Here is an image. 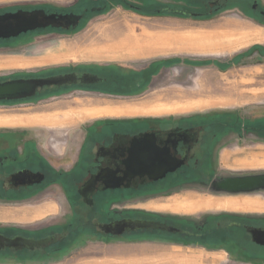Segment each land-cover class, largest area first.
<instances>
[{
	"label": "flooded vegetation",
	"instance_id": "af4514ba",
	"mask_svg": "<svg viewBox=\"0 0 264 264\" xmlns=\"http://www.w3.org/2000/svg\"><path fill=\"white\" fill-rule=\"evenodd\" d=\"M118 4L142 15L151 16L150 13L155 12V15L195 20H207L220 12L231 11L245 21L264 25V0H0V19L6 15L33 12L54 17L47 26L0 36V48L13 51L18 48L11 44L21 40L38 41L40 37H56L53 34L57 33H60L58 37L66 36L91 19V14ZM11 20V23H0L1 32L14 23ZM230 23L210 22L203 27L228 26ZM142 70L143 67L133 65L117 68L108 63H90L2 77L0 81L69 75L73 81L38 86L31 94L20 98L0 99V106L36 108L45 102H49L46 106H60L56 99L62 92L70 94L72 100L75 95L86 97L87 92L94 96L97 104L102 102V99L97 100L99 96H126L124 91L117 90L141 86L142 81H138L136 75ZM83 76L98 78L84 82ZM106 99L118 102L122 98ZM58 109L62 108L16 112L15 115L53 113ZM63 116L58 119L71 120L69 115L67 119ZM233 138L237 141L249 139L252 143L246 147H255L256 151L251 152L250 159L244 158L247 155L240 151L232 161L264 160V151H258L264 144V117L254 120L241 114L225 118L87 116L77 124L65 127H0L1 199L20 204L33 202L31 206L38 208L36 216L51 207L58 209L30 221L1 225L0 260L35 263L49 258L51 252L60 250L79 233H85L107 242L118 238L150 240L169 247L222 242V248L237 252L229 253L228 264L238 260L243 264H264V212L208 213L196 219L158 208L187 192L184 189L191 191L207 186L213 192L247 194L217 196L220 198L264 197L261 193L264 186L240 191L225 189L238 181L242 184L250 182L253 186L264 184V172H242L234 168L218 171L216 156L221 146ZM254 190L259 193H252ZM33 210H26L25 216L32 218ZM133 221L152 224L138 228L132 226ZM154 224H167L184 231L174 233ZM252 229H259L260 233L254 237ZM6 238H20L21 243L6 246ZM237 255L242 258L237 259Z\"/></svg>",
	"mask_w": 264,
	"mask_h": 264
},
{
	"label": "rangeland",
	"instance_id": "374dc122",
	"mask_svg": "<svg viewBox=\"0 0 264 264\" xmlns=\"http://www.w3.org/2000/svg\"><path fill=\"white\" fill-rule=\"evenodd\" d=\"M150 15L139 14L118 4L103 12L91 14V19L84 21L80 27L66 36L58 37L60 33H57L53 34L56 37H40L41 39L38 41L21 40L11 44L18 48L13 51H5L0 48V78L90 63H108L117 68H126L132 65L138 68L143 67V72L136 75L137 80L142 81V85L126 88L127 91H124L128 94L126 96L121 94L102 95L97 97V100L102 99V102L95 104L94 96H89L87 92H85L86 97L75 95L76 98L73 100L70 94L62 92L59 94L60 96H57L59 99H56V104H60V106H46L49 102L40 104L36 108L7 109L9 106H0V126L42 125L49 128L59 125L65 127L75 125L87 116L160 115L184 117L199 115L225 118L228 115L239 116L241 114L254 120L264 117V29L257 28L253 24L262 27L264 25L245 21L231 11L220 12L207 20L155 15V12ZM210 22L231 23L228 26L220 27L226 31L216 30L213 32L208 29L214 27H203ZM246 22L248 25H245ZM161 25L174 28L177 31L198 34L225 32L233 38L227 40L225 37H221V42L214 43L212 41L210 49H208V43H205L200 45L202 48L190 52H183V49L156 52L154 50L173 45L171 39L173 34L165 33L161 36L155 32L149 35L143 28ZM131 31L140 35H125ZM113 33L118 38L120 37L118 42L123 45L134 43L132 46H128L133 47L137 44L138 47L134 50L139 52L137 55L145 52L158 55L126 59L91 56L90 53L101 48L100 43L105 42V35ZM250 33H259V36L250 39L252 37ZM116 36L109 37L116 38ZM230 44L231 46H228ZM149 46L152 47L149 48ZM127 53L128 56H132L133 50ZM83 90L81 89V91ZM113 97L122 99L118 102L106 99H113ZM50 101L52 100L50 99ZM61 104L64 105L61 106ZM56 108L62 109L53 113L15 115L16 112ZM67 114L71 118L70 121L58 119V116L62 117L63 115L67 119ZM231 140L221 146L220 153L216 156V167L219 172L231 171L229 168L242 172H264V160L251 163L249 161H232L233 156H236L240 151L247 155L244 158L250 159L251 152H255L256 149L255 147H246L252 143L249 139L237 141L233 138ZM258 151H264V144L258 148ZM197 190L194 188L191 191L184 189L187 192H184L180 197L176 196V199L171 198L175 202L168 203L170 205H166L164 211L182 213L194 216L196 219L197 216L208 213L215 215L214 213L264 212L263 196L238 197L245 198L247 205L244 209L228 208L202 211L201 203L189 205L184 209L179 207L181 205L177 206L176 202L189 201L198 197L247 195L242 192L238 194L223 191L213 192L208 186L205 189ZM252 193H259V191L254 190ZM261 193H264V188ZM32 203L20 204L2 200L0 191V226L16 223L18 220L30 221L44 216L50 210H58L57 207H51L36 216L38 208L34 209L31 206ZM28 209H34L32 218L25 216ZM222 246V242H209L203 246L169 247L158 241H128L121 238L107 242L86 236L85 233H79L60 250L51 252L50 257L44 260L35 263H10L0 260V264H228L227 260L230 254L234 255L237 252L233 250L229 252ZM241 258L237 255V259ZM238 261L234 264H243Z\"/></svg>",
	"mask_w": 264,
	"mask_h": 264
},
{
	"label": "water",
	"instance_id": "95a60500",
	"mask_svg": "<svg viewBox=\"0 0 264 264\" xmlns=\"http://www.w3.org/2000/svg\"><path fill=\"white\" fill-rule=\"evenodd\" d=\"M51 18H54L51 15H47L45 13L33 12V13H17L14 15H6L0 19V23H9L12 22L11 19L14 20V23L9 24L6 27V30L1 32L0 36H10L14 34H19L22 31H26L28 29H35L40 26H47L50 23ZM60 24V22H59ZM98 77H87L83 76L82 79L84 82H91L92 80H97ZM70 82L73 81L69 75H64L61 77H50V78H21V79H11L6 81H0V99L6 98H20L31 94L38 86H43L46 84L53 83H62V82ZM164 173V171H163ZM264 186V184H257L253 186L250 182H246L242 184L241 181L233 183L230 187H227L228 191H240L241 189H251L253 187ZM152 223L146 221H133V227H149ZM135 225V226H134ZM155 227H159L163 230H168L171 232H182L184 231L181 228L167 225V224H154ZM260 233L259 229H252V234L256 237ZM20 238H6L4 243L6 246H14L20 242ZM37 243H41V241H36ZM1 243V237H0Z\"/></svg>",
	"mask_w": 264,
	"mask_h": 264
},
{
	"label": "crops",
	"instance_id": "0c3cea01",
	"mask_svg": "<svg viewBox=\"0 0 264 264\" xmlns=\"http://www.w3.org/2000/svg\"><path fill=\"white\" fill-rule=\"evenodd\" d=\"M220 27L221 26L214 27L212 29H208V31H213V32L216 31V30H219V31H223L224 30V31H226L225 29H221ZM222 27H224V26H222ZM143 30L146 31V34H149V35H152L155 32L160 34L161 36H163L165 33L166 34H173V36L176 37L179 40L180 45L178 47L180 49H183L184 50L183 52H190V51H193L195 49H200V48H202V47H200V45L205 44V43L206 44L208 43L207 46H209L208 49H210L212 41L214 43L215 42H221L222 41L221 37H225L227 40H230L231 37H232L230 34H227L225 32L220 33V34L219 33H213V34L199 33L198 34V33H192V32L177 31L174 28H171V27H168V26H162V25L161 26H145L143 28ZM250 34L252 36L250 39H253V38L255 39L256 37L259 36V33L258 34L250 33ZM125 35H140V34L136 33L135 31H131V32L125 34ZM109 36H113L114 37L116 35H114V33L110 34V35H105V38H104L105 42L104 43H100L101 44L100 45L101 48L97 49L96 52L90 53L91 56H93V57L103 56V57H112V58H123V59H126V58H133V57H141L142 58V57L150 56V55H158V54H148L147 52L137 55V53H139V52H135L134 51L138 47L137 44L133 48V53H131L132 56H128V55L114 56V55L108 54V51L111 50L110 47H109L110 44H114V45L118 44L119 46H124L123 43H121V42L119 43L118 42L120 37L118 38L116 36V38H110ZM149 40H151V39H149ZM207 46H206V48H207ZM228 46H231V44L228 45ZM151 47L152 46H149V48H151ZM165 54H167V53H165ZM153 112H155V111H153ZM26 126H30L31 127V126H34V125H26ZM252 162H256V161H252ZM245 163L248 164L249 162H245ZM244 199L245 198H220V197L206 196V197H198V198L190 199L189 201L188 200L187 201L186 200H182V201H179V202H176V203H177V206L181 205V206H179L181 209L187 208V207H189V205H195V204L201 203L202 207H200V209L202 211L221 210V209H228V208H230V209H244L245 205H247V202ZM225 201H234V202H236L235 203V207H227V206H225V205L228 204V203H225ZM171 202H175V200H173ZM171 202H169V203H171ZM166 205L168 206L170 204H168V203L167 204H163V205H160L158 208L166 210V208H164ZM219 255H221V254H219ZM6 262L14 263V262H17V261H15V260H6ZM187 264H193V263H187Z\"/></svg>",
	"mask_w": 264,
	"mask_h": 264
},
{
	"label": "bare ground",
	"instance_id": "6f19581e",
	"mask_svg": "<svg viewBox=\"0 0 264 264\" xmlns=\"http://www.w3.org/2000/svg\"><path fill=\"white\" fill-rule=\"evenodd\" d=\"M167 39H170V38H167ZM171 39L173 40V45H171L170 47H163L159 50H154L156 52H164V51H171V50H176V49H180L178 46L180 45V42L179 40L172 36ZM170 39V40H171ZM134 43H129L128 45H124V46H119L118 44L117 45H114V44H110V51H108V54H111V55H114V56H118V55H127L129 51L133 50L134 46L133 47H128V46H132ZM225 203H228L227 207H235V203L234 201H225Z\"/></svg>",
	"mask_w": 264,
	"mask_h": 264
},
{
	"label": "trees",
	"instance_id": "16d2710c",
	"mask_svg": "<svg viewBox=\"0 0 264 264\" xmlns=\"http://www.w3.org/2000/svg\"><path fill=\"white\" fill-rule=\"evenodd\" d=\"M110 75V74H109ZM111 76L112 77H115V75L114 74H111ZM113 90H116V89H113ZM117 91H121V92H123V91H127L126 89H121V90H117Z\"/></svg>",
	"mask_w": 264,
	"mask_h": 264
}]
</instances>
